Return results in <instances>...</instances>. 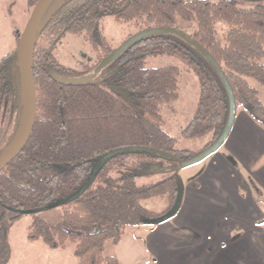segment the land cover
<instances>
[{
	"label": "trees",
	"instance_id": "trees-1",
	"mask_svg": "<svg viewBox=\"0 0 264 264\" xmlns=\"http://www.w3.org/2000/svg\"><path fill=\"white\" fill-rule=\"evenodd\" d=\"M37 1L26 0L27 7L33 9ZM58 1L36 35V119L30 138L0 172V264L10 260L9 232L22 211L46 208L82 189L79 197L54 208L62 211L57 223L43 220V212L32 214L26 238L51 250L72 244L77 264H119L105 255L106 244L118 245L125 229L170 212L181 195L180 164L196 156L178 149L176 140L150 119L159 120L160 106L177 101L178 68L148 69L146 59L176 58L197 78L198 102L182 138L212 134L204 150L218 139L229 112L223 79L236 110L241 106L264 128V105L249 84L251 80L264 88V0H68L54 9ZM105 17L133 24L138 33L175 32L138 41L106 67L100 83L90 77L87 81L62 66L53 51L66 36L84 37L99 51L100 64L113 51L101 31ZM190 25L193 32L186 30ZM13 35L18 45L21 34ZM3 112L13 127L9 136L0 130V154L22 122L16 50L0 60V116ZM122 148L141 150L104 161L92 180L104 155ZM154 174L168 176L156 184L138 185L139 178ZM150 200L164 201L166 211L152 216L142 207Z\"/></svg>",
	"mask_w": 264,
	"mask_h": 264
},
{
	"label": "crops",
	"instance_id": "crops-1",
	"mask_svg": "<svg viewBox=\"0 0 264 264\" xmlns=\"http://www.w3.org/2000/svg\"><path fill=\"white\" fill-rule=\"evenodd\" d=\"M186 171L178 211L145 243L133 240L132 264L144 263V249L152 264H264V128L236 110L224 145L178 175Z\"/></svg>",
	"mask_w": 264,
	"mask_h": 264
},
{
	"label": "rangeland",
	"instance_id": "rangeland-1",
	"mask_svg": "<svg viewBox=\"0 0 264 264\" xmlns=\"http://www.w3.org/2000/svg\"><path fill=\"white\" fill-rule=\"evenodd\" d=\"M68 0H59L54 9H58ZM264 7V2H263ZM32 9H29L26 0H0V60L7 54L17 49V44L13 31L23 32L29 19ZM186 29L185 26H181ZM194 25L187 28V32H193ZM221 26H218V29ZM101 31L107 39L112 50L117 49L126 40L136 35L137 30L133 24H119L111 17H105L101 23ZM57 61L72 71H75L77 77H90L93 81L100 83L107 73V68H99V51L95 50L89 41L84 37L66 36L57 48L53 51ZM148 69L162 68L166 66H176L179 70L178 77V99L174 103L160 106L159 120L151 119L161 129L176 139L177 148L193 152L196 156L201 155L204 151V144L210 143L212 134L195 140H186L180 136L183 130L191 120L198 102L199 85L197 78L191 70L180 60L168 56L149 57L145 61ZM93 67L91 71L86 69ZM249 84L256 88L257 98L264 105V88L259 87L256 83L249 80ZM119 95V94H118ZM126 101V100H125ZM241 106L237 108L240 110ZM12 119L6 118L4 112L0 116V130H6L7 136L12 134ZM193 167V166H191ZM187 169V168H185ZM190 171V170H187ZM182 172L181 178L185 180L189 172ZM167 174H154L151 176L141 177L137 180L138 185H151L159 183L167 178ZM157 201V202H156ZM151 200L147 208L152 216H160L164 201ZM160 203V204H159ZM163 203V204H162ZM167 205V204H166ZM61 209H54L40 214V217L49 224H55L60 219ZM33 221L31 215L23 216L16 221L9 232V243L11 256L8 264H77V259L73 255L74 246L68 243L63 249L51 250L41 241L30 242L27 240V230ZM163 224V223H162ZM162 224H143V228L133 235L135 228H127L124 236L118 245L106 244L105 255L115 257L120 264H132L134 250L133 240L145 243L148 236L157 231ZM130 246V247H129ZM144 257H140L143 264L156 263V258L147 257L144 249ZM139 258V255L137 256ZM153 262V263H154Z\"/></svg>",
	"mask_w": 264,
	"mask_h": 264
},
{
	"label": "water",
	"instance_id": "water-1",
	"mask_svg": "<svg viewBox=\"0 0 264 264\" xmlns=\"http://www.w3.org/2000/svg\"><path fill=\"white\" fill-rule=\"evenodd\" d=\"M55 0H38L34 8L32 9L29 19L25 25L23 32L21 33L17 49H16V60L19 67V76H20V90H21V100H22V122L20 129L11 140L9 145L4 149V151L0 154V172L4 170L14 159H16L24 150L34 123L36 119V94H35V84L33 78V59H34V51H35V43H36V35L39 31V27L51 5ZM175 31H168L163 29H151L146 31H141L140 33L132 36L128 40H126L123 44H121L117 49L113 50L100 64L99 68H105L109 66L114 60L120 57L128 48L135 45L138 41H141L145 38L155 36V35H163L167 33H174ZM204 56L209 59L208 56L203 52ZM87 81H90V78H86ZM75 83L81 82L80 80H75ZM223 84L228 96L229 101V112L226 124L224 126L223 131L221 132L218 139L204 152L195 156L190 160L184 161L180 164L179 171L181 169L189 168L191 166L198 165L211 156H213L226 142L230 131L232 129L236 108L235 102L233 98L232 91L225 79H223ZM141 149L137 148H122L117 149L115 151L109 152L103 157V161L96 168L92 180L95 178L96 173L102 168L104 161L113 159L116 156L140 151ZM155 154H159L158 152L150 151ZM162 155V154H160ZM166 172V170L162 171ZM84 192L82 189L75 197L66 199L60 202H57L53 205H50L43 209L38 210H29L22 211L21 215L27 216L32 214H37L40 212H44L46 210L54 209L60 207L62 205L68 204L74 198L79 197ZM182 193V189H181ZM181 202V195L178 203L171 209L167 214L157 218L149 220L146 224H162L165 221L169 220L175 213L178 211Z\"/></svg>",
	"mask_w": 264,
	"mask_h": 264
}]
</instances>
